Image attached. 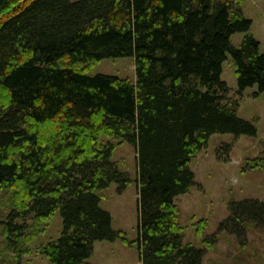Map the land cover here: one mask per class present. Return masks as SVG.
<instances>
[{"label":"trees","instance_id":"1","mask_svg":"<svg viewBox=\"0 0 264 264\" xmlns=\"http://www.w3.org/2000/svg\"><path fill=\"white\" fill-rule=\"evenodd\" d=\"M251 24L241 0H0V202L9 208L0 264H19L56 211L60 236L37 249L50 264H92L95 242L126 240L97 193L130 181L103 135L135 147L139 264H202L174 199L196 183L190 161L212 134L256 135L221 77L229 55L237 94L264 92ZM126 56L134 81L90 73ZM249 162L264 168V152ZM252 229H264V202H230L218 231L244 244Z\"/></svg>","mask_w":264,"mask_h":264},{"label":"rangeland","instance_id":"2","mask_svg":"<svg viewBox=\"0 0 264 264\" xmlns=\"http://www.w3.org/2000/svg\"><path fill=\"white\" fill-rule=\"evenodd\" d=\"M244 16L251 19L249 32L260 42V52L264 53V0H241ZM244 33L231 35L232 45L238 46ZM221 77L230 87L232 100L238 99L239 117L252 120L256 125V135L232 133H214L207 146L190 161L196 183L189 190L175 197L179 210V221L183 227L184 242H190L205 249L202 264H264V229H252L247 232L246 242L242 244L235 236L219 232V225L228 216L229 203L245 199L264 202V168L251 167L249 159L264 152V92L257 96L254 85L237 94L236 77L229 55L222 63ZM91 74L105 73L135 80L133 56L104 58L90 70ZM103 141L115 142L112 160L118 163L120 170L126 171L130 181L119 192L117 183L98 189L100 205L111 213L112 227L124 232L125 241H97L94 251L87 259L92 264H139L138 250V195L137 162L135 147L126 141L118 143L114 137L102 136ZM231 144L228 160L218 158L223 144ZM220 147V148H219ZM221 157V156H220ZM1 200V199H0ZM9 210L0 202V213L5 216ZM4 218H0V243ZM62 216L59 211L44 225V230L29 243V251L20 254L19 264H50L48 259L37 250L41 244L60 236ZM197 229H202L200 235ZM216 234V240L213 235ZM211 241V246L206 241ZM3 246L0 245V251ZM5 252V259L18 257Z\"/></svg>","mask_w":264,"mask_h":264},{"label":"crops","instance_id":"3","mask_svg":"<svg viewBox=\"0 0 264 264\" xmlns=\"http://www.w3.org/2000/svg\"><path fill=\"white\" fill-rule=\"evenodd\" d=\"M112 221H113V218H112ZM46 224H47V222H46Z\"/></svg>","mask_w":264,"mask_h":264}]
</instances>
